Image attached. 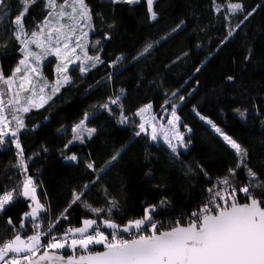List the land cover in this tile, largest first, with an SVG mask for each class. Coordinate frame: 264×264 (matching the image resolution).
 Masks as SVG:
<instances>
[{
	"label": "snow or ice",
	"instance_id": "obj_1",
	"mask_svg": "<svg viewBox=\"0 0 264 264\" xmlns=\"http://www.w3.org/2000/svg\"><path fill=\"white\" fill-rule=\"evenodd\" d=\"M18 2L20 9L12 15L10 9L16 0H0V24H4L6 19L10 22L11 38L19 46L17 51L20 55L10 75L5 76L0 66V151H6L9 147L14 149L16 161L12 167L21 174L15 186L11 189L5 186L3 194H0V214L21 200L27 202L28 211L20 215L19 228L14 225L13 217L7 218L6 225L11 228L12 235L8 239H0V264H264V179L259 178L250 166L249 148L193 104L190 109L193 118L206 126L221 141L226 151L235 157V165L228 167L223 176L213 179L200 160H195L194 164L185 160L194 146L195 130L180 114L190 98L199 91L200 80L197 76L226 44L232 42L238 30L244 28L259 9L264 8V0L251 10L246 8L244 0H228L223 17L226 35L220 39L216 49L195 66L188 79L171 92H164L159 114L154 111L151 101L128 112L123 103L127 91L123 88L119 93L113 89L103 103L97 102L91 105L90 110L84 111L82 118L70 126L71 138L63 144L62 149H58L65 162L79 168L83 161L82 187L71 190L67 205L55 220L51 219L50 205L42 203L38 195L42 182L28 174L30 162L38 157L46 158L49 148L42 144L38 151L26 157L21 141L22 133L37 132L46 127L51 121V115L44 116L31 127L26 123L27 115L33 110L38 112L44 109L46 105L50 107L61 94L62 88L76 83L71 75L75 68H70V65L78 66L81 82L93 70L107 65L109 71L95 83L84 87L83 96L87 97L105 84L112 85L115 78L128 67L140 64L141 61L147 62L157 48L184 30L186 22L181 19L162 34L156 28V34L145 37L142 46L131 59L128 53L122 52L114 59L105 61L103 52L106 42L112 40L117 25L115 21H106L103 13H96L109 31L101 28L102 39L92 40L90 34L96 35L97 28L92 7L86 0H44L47 14L31 31L26 28L23 20L37 0ZM140 2L101 0V3L113 6H135ZM154 2L146 0L150 25L157 24L160 19L159 13L154 10ZM221 9L222 6L213 0L214 12L220 13ZM233 17L238 19L235 25L232 24ZM4 26L7 28L6 24ZM0 46L6 49L7 40ZM195 48L199 51L202 44L197 42ZM89 49L93 50V54H90ZM253 51L249 46L245 62L250 61ZM189 55L190 51H183L163 67L170 69ZM49 57L56 60L53 81H49L42 71V65ZM146 67L147 63L142 69ZM142 69L137 73V87L147 79ZM193 80L195 86L185 92ZM224 82L234 84L236 77L226 74ZM232 112L234 118L244 125H247L250 116L261 114L259 108L252 113L246 108L234 107ZM103 113L115 119L121 128H130L129 138L113 145L112 150L99 162L91 151L87 154H69L74 144L87 146L100 134L102 129L90 126V122ZM68 130L69 126L61 124L56 132L63 135ZM259 134L264 135V120L261 121ZM141 139L147 140L151 147L163 148L171 165L167 171H179L191 182V187L199 183L201 175L211 184L201 189L206 195L192 211L185 210L189 205L177 206L174 200L161 195L158 202L147 198L142 200L141 215L123 219L128 213L121 199L109 194L107 185L101 182L109 173L125 170V154ZM143 151L148 163L160 161L159 155L155 160L151 158L149 148ZM144 167H147V163ZM241 172L246 177L243 182L238 179ZM144 176L145 183L152 184L153 192L160 193L167 189V183H152L155 180V169H149ZM96 185H100L98 191L103 193L105 200L100 206L88 199ZM120 197H127L123 180ZM77 208L91 215L82 217L79 226H73L71 214ZM169 213L173 215L168 216ZM44 214L48 215L46 228ZM61 222H68L69 226L59 232L57 229ZM29 224L31 234L26 231ZM60 250H66V253L61 254Z\"/></svg>",
	"mask_w": 264,
	"mask_h": 264
},
{
	"label": "trees",
	"instance_id": "obj_2",
	"mask_svg": "<svg viewBox=\"0 0 264 264\" xmlns=\"http://www.w3.org/2000/svg\"><path fill=\"white\" fill-rule=\"evenodd\" d=\"M62 0H59V2ZM92 7L97 34H90L92 40L102 39L103 32L109 31L106 24H102L100 17L96 13L101 12L108 22L115 21L117 30L113 32V38L106 42L103 52L105 61L114 59L118 53H128L129 59L136 54L145 37L149 34H156L155 29L159 28L162 34L175 26L181 19L186 22V27L179 34L169 39L162 47L152 53L148 61H141L140 64L132 65L117 76L112 85H103L98 91L83 96V89L88 84H93L104 75L109 69L107 65L93 70L88 77L81 82L78 66L71 72L76 81L71 87L61 89V94L55 99L51 106H45L38 112L33 110L27 115L26 123L31 127L42 120L44 116L51 115V121L46 127L37 132H26L21 134L22 146L25 149V156H31L38 151L42 144L49 148V154L45 157H38L30 162L29 175L38 178L42 182V187L38 188V195L42 203L50 205L51 219L55 220L60 212L67 205L71 190L82 187V166L78 168L70 162L61 159L58 149L63 148V144L71 138L70 126L82 118L85 110H90L91 105L103 103L113 89L119 93L121 88L127 91L124 99L128 112H133L142 104L153 102L154 111L160 113L163 103L164 92H171L194 71L195 66L205 58L210 52L216 49L220 39L226 35L224 28V15L228 0H216L222 6L220 13L213 10V0H155L154 10L159 13L160 19L157 24L150 25L147 18V3L145 0L135 6L110 5L101 3V0H86ZM235 2V0H233ZM261 0H244L248 10L259 4ZM20 9L18 0L10 9L15 15ZM47 14L44 8V0H37V3L29 8L23 22L26 28L31 31L35 24L42 21ZM242 19V17H240ZM238 23V19L233 17L232 24ZM7 25L5 28L4 25ZM7 40V48L0 46V66L5 76L11 74L16 66L20 55L17 51L18 45L11 38V24L6 19L4 24H0V44ZM197 42L202 44L198 51L195 48ZM251 46L254 51L251 53L249 62H245L248 48ZM190 51L189 57L176 63L170 69L163 65L179 56L183 51ZM90 54L93 50L89 49ZM6 53V54H5ZM54 58H48L42 65V71L48 80L53 78ZM147 63V67L142 66ZM143 70L147 79L137 87L138 71ZM226 74L236 77V82L225 83ZM200 80L199 91L190 98L189 103L180 112L187 123L195 130L194 146L191 152L185 156V160H200L207 168L209 174L215 179L223 176L228 167L235 165V157L226 151L221 141L211 133L200 121L193 118L190 109L193 104L197 105L204 114L216 121L226 131L237 139L241 140L250 152V166L258 173V177L264 179V135L259 134L261 121L264 120V8L258 10L247 25L238 30V34L232 42L226 44L218 55L211 60V63L198 76ZM152 82V83H150ZM195 86V81H190L185 88V92ZM214 89V91H213ZM183 94V93H182ZM240 107L255 113L260 109V116L255 114L250 116L247 125L234 118L232 109ZM223 109V112L221 111ZM63 125L69 126V130L63 135H58L56 129ZM90 126H98L102 130L100 134L90 141L87 146L74 144L69 154L72 152L85 153L89 151L99 162L107 152L112 150L113 145L126 141L129 138L131 129L121 128L115 119L109 118L107 113L99 114L96 119L90 122ZM144 148H149L152 159L160 156L158 163H148L145 161ZM127 165L125 170L113 171L109 173L101 183L107 185L109 194L116 195L121 199V204L127 210L128 216H139L142 214L141 201L150 199L158 202L161 195H166L174 200L177 206L189 205L185 210L190 212L199 200L206 195L201 189H206L211 184L201 175L199 183L191 187L188 181L179 171H167L171 167L169 157L163 148H155L149 145L145 139H141L138 144H133L132 148L125 154ZM16 157L14 149L9 147L6 151H0V194H3L5 186L11 189L21 178L19 170L12 167ZM147 163V167L144 165ZM149 169H155L154 183H167V189L156 193L152 191V184L145 183L144 173ZM242 182L246 177L243 172L238 177ZM126 184V199L120 197L121 181ZM100 185L89 193L88 199L96 206L105 203L103 193L99 192ZM45 193L47 195H45ZM28 211L27 202L22 201L0 214V239H8L12 235L11 228L6 225L9 216L13 217L14 225L19 228L20 215ZM90 213L77 208L71 214L73 226H79L80 219L90 216ZM168 216L173 213L167 214ZM165 218L166 217H160ZM44 227H47L48 215L44 214ZM68 222H61L58 231L62 232L68 227ZM7 233L5 234V229ZM31 224L28 225L27 234H31ZM24 233H22L23 235ZM46 243V240L44 241ZM102 246H97L101 248ZM65 254L66 250H60ZM70 254V252H67Z\"/></svg>",
	"mask_w": 264,
	"mask_h": 264
},
{
	"label": "rangeland",
	"instance_id": "obj_3",
	"mask_svg": "<svg viewBox=\"0 0 264 264\" xmlns=\"http://www.w3.org/2000/svg\"><path fill=\"white\" fill-rule=\"evenodd\" d=\"M146 1V0H145ZM58 2H59V0H58ZM60 2H62V1H60ZM49 58H54V57H49ZM54 60H55V58H54ZM55 64H56V60H55V63H54V68H55ZM72 65H70V67H71ZM54 68H53V78H52V80H49V81H53L54 79H55V76H54Z\"/></svg>",
	"mask_w": 264,
	"mask_h": 264
}]
</instances>
